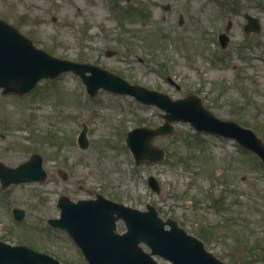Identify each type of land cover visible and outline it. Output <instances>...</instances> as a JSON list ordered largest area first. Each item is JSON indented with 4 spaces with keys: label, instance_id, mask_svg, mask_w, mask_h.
I'll use <instances>...</instances> for the list:
<instances>
[{
    "label": "rangeland",
    "instance_id": "obj_1",
    "mask_svg": "<svg viewBox=\"0 0 264 264\" xmlns=\"http://www.w3.org/2000/svg\"><path fill=\"white\" fill-rule=\"evenodd\" d=\"M245 13L260 20V32L245 33ZM0 18L57 57L98 64L173 99L197 94L218 117L264 140V0H0ZM229 19L222 47L218 36ZM161 113L129 94L100 89L92 96L73 71L22 95L0 88V161L17 166L36 152L47 171L44 181L5 189L0 182V239L62 264H87L48 220L60 217L61 196L102 193L141 210L154 205L227 264H264V163L232 138L176 121L171 134L152 140L164 158L138 164L127 133L157 127ZM14 207L24 210L21 221ZM125 229L120 220L118 230Z\"/></svg>",
    "mask_w": 264,
    "mask_h": 264
},
{
    "label": "water",
    "instance_id": "obj_2",
    "mask_svg": "<svg viewBox=\"0 0 264 264\" xmlns=\"http://www.w3.org/2000/svg\"><path fill=\"white\" fill-rule=\"evenodd\" d=\"M169 5H167L168 7ZM246 32L261 30L259 19L245 13ZM229 22L226 31H229ZM222 46L229 42L227 32L221 36ZM79 74L89 93L94 96L100 89L130 94L146 104H155L164 110V122L157 127L142 126L127 134L126 142L136 163L144 160L161 161L163 149L152 144L153 138L171 134L172 122L183 121L199 132H212L236 139L241 145L253 150L264 161V140L256 132L235 120L218 117L205 107L201 98L190 94L173 99L169 94L134 84L121 75L90 62H79L57 57L35 45L16 26L0 18V88L3 93L25 94L37 86L42 79H53L63 72ZM79 144L88 145L87 127L79 136ZM47 171L43 157L33 153L30 158L17 166H8L0 161V180L6 187L12 183L44 181ZM155 191H160L158 181L149 177ZM61 208L59 218H50L52 226L66 229L83 251L88 264H162L155 255H160L172 264H227L211 251L203 240L189 234L172 218L162 219L154 205L148 203L147 210H141L114 201L98 193L96 198L73 201L62 196L58 201ZM18 220L24 211L14 209ZM123 219L126 230H118V221ZM170 225V228H166ZM151 250H146L141 243ZM0 264H61L51 255L31 249L26 245H12L0 240Z\"/></svg>",
    "mask_w": 264,
    "mask_h": 264
}]
</instances>
